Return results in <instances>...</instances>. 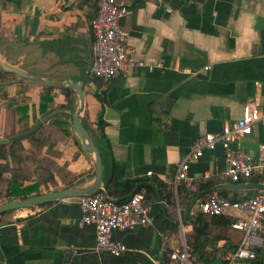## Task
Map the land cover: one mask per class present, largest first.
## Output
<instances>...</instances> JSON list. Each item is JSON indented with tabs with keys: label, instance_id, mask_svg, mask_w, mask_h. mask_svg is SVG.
Wrapping results in <instances>:
<instances>
[{
	"label": "crops",
	"instance_id": "crops-1",
	"mask_svg": "<svg viewBox=\"0 0 264 264\" xmlns=\"http://www.w3.org/2000/svg\"><path fill=\"white\" fill-rule=\"evenodd\" d=\"M118 1L130 9L120 26L135 57L144 62L128 74L102 79L86 73L93 0H0V55L47 78L82 81L81 121L103 157L100 189L118 200L107 191L111 180L117 188L132 185L130 192L140 187L136 192L151 206L153 225L114 230L113 237L127 247L115 256L95 247L92 225L80 224L77 196L11 210L0 214V264H169L172 242H186L187 235L192 264H225L227 253L239 244L241 231L208 217L206 232L195 241L198 204L214 192L233 200L249 197L262 189L226 184H264V176L232 182L224 174L218 144L189 166L188 175H207L196 191L174 187L173 177L204 133L219 132L239 118L245 102L264 105V0ZM161 60L162 66L156 65ZM0 80H11L0 85V138L10 139L0 143L7 145L0 157V191L12 178L23 185L37 182L43 193L90 184L94 159L72 129L75 93L73 110L62 108L66 97L53 87V100L42 114V85L10 72ZM58 120L66 125L59 127ZM37 122L34 141L30 135L11 140ZM259 144H264L262 121L231 146L264 155ZM187 207L191 222L184 221ZM225 215L233 221L246 216L233 210ZM251 241L255 257L243 264H264V234Z\"/></svg>",
	"mask_w": 264,
	"mask_h": 264
},
{
	"label": "built area",
	"instance_id": "built-area-1",
	"mask_svg": "<svg viewBox=\"0 0 264 264\" xmlns=\"http://www.w3.org/2000/svg\"><path fill=\"white\" fill-rule=\"evenodd\" d=\"M129 12L128 6L118 0L97 2L96 12L89 20L90 75L109 79L128 74L134 68L144 65L142 60L135 57L120 26V20ZM156 65L162 66V60ZM260 121L264 122V105L252 100L245 102L241 116L232 123L225 124L221 131L204 133L179 161L173 177L174 187L183 186L189 192L196 191L207 175L190 176L189 166L202 155L204 149H213L218 144L224 152V174L232 182L248 180L254 175L264 176L263 154L259 152L252 156L237 146H231L233 142H238L251 133L253 125ZM258 149L264 150V144H259ZM76 198L81 209L80 224L94 227L95 247L115 256L123 254L127 247L121 240L113 237L114 230H133L139 226H151L154 222L153 211L145 202L142 192H134L124 201L109 196L103 189ZM198 206L207 215H225L232 210L244 213L245 217L231 222V227L241 231L242 237L238 246L227 253L225 264H243L255 257L251 237L264 234V189L240 200L229 199L214 192L201 200ZM170 259L169 264H192L185 239L172 242Z\"/></svg>",
	"mask_w": 264,
	"mask_h": 264
},
{
	"label": "water",
	"instance_id": "water-1",
	"mask_svg": "<svg viewBox=\"0 0 264 264\" xmlns=\"http://www.w3.org/2000/svg\"><path fill=\"white\" fill-rule=\"evenodd\" d=\"M91 34V33H90ZM90 61H91V52H90ZM89 61V64H90ZM88 64V68H89ZM88 68L86 73H88ZM0 70L5 72H10L16 74L19 78L29 80L31 82L37 83L42 86H50L57 88H69L72 89L77 97L78 105L74 114L72 116V129L75 132L78 140L80 141L83 148L93 156L94 164H95V176L92 182L86 186L74 187V188H65L60 190H55L47 193L35 194L31 196H27L22 199L9 200L7 202L0 203V213L8 210H15L19 208L33 207L38 205H43L46 203H50L56 200L64 199L66 197L72 196H82L91 192H95L103 184V163L102 158L99 153V150L92 138L91 134L87 130V128L83 125L81 121V113L85 104V95L83 91V83L80 79L66 82L62 78L55 77H44L40 74H36L25 70L19 66L13 65L5 61L0 55ZM11 80H0V85L7 84ZM48 116H45L43 120H47ZM41 122H37L30 129L17 134L11 138L12 141L22 139L30 135L34 132L39 126ZM10 139L0 138V143H7ZM232 188L236 189H244V188H257L264 189L263 183H254V182H245V183H231L226 184ZM222 185L221 187H224Z\"/></svg>",
	"mask_w": 264,
	"mask_h": 264
},
{
	"label": "trees",
	"instance_id": "trees-1",
	"mask_svg": "<svg viewBox=\"0 0 264 264\" xmlns=\"http://www.w3.org/2000/svg\"><path fill=\"white\" fill-rule=\"evenodd\" d=\"M99 0H93V5H94V11L93 13H95L97 7L95 8V5L97 4ZM93 17V14L89 17L90 19ZM9 74V72H5V71H1L0 70V79L5 78L7 75ZM41 94H40V104H39V111L42 114H45L48 112V106L49 104L52 102L53 100V96L51 91L53 90V87L50 86H41ZM60 91L63 92V94L66 97V102L65 104L61 105L62 108H70L71 110H73V101H74V92L72 89L69 88H60ZM21 110H23V117L26 116V114H24V112H26V109L22 108ZM56 124L59 127H63L64 125H66L65 121L63 120H58L56 122ZM103 125H104V121L103 120H99V134L101 137H104L103 134ZM30 129L29 126H26L24 128V131ZM93 138V137H92ZM29 139H31V141L35 140V133L30 134ZM95 142V140H94ZM96 144V142H95ZM97 146V145H96ZM6 147L7 145H2L0 144V157H4L6 155ZM102 161H103V157L101 152L99 151ZM251 178V177H250ZM14 179V178H12ZM10 179L8 182V188L5 191H0V203L3 202H7L9 200H16V199H22L25 198L27 196H31V195H35V194H41L43 192H41L40 190H38V183L34 182L32 184H27V185H23L22 182L17 181V180H12ZM250 180H253L252 178ZM111 183H113V186H115V188L117 189V191L112 190L111 187L112 185H110ZM106 188L108 193L112 194V195H116V197H118L119 201H124L126 200L131 194H133L136 191L140 190V187L132 189V191L130 192V189L132 188V185H128V184H124L121 183L120 187H116V185L114 184V182L111 180L109 183L106 184ZM114 188V187H113ZM129 193L127 196L122 197L125 193ZM171 197V194H169ZM186 196H189L186 194ZM190 197L192 198V200L195 198L193 197V194L190 195ZM171 204H173V202H171ZM186 213H185V217H184V221H190L191 222V215L189 214V208H186ZM11 210L2 212L0 214L9 212ZM205 217L210 218V220L212 222L215 223H219L225 226H228L231 224V222L233 221V219L230 216H226V215H207L204 214L202 212L198 213L196 218L194 219V221L192 222L193 224V232H194V240H198L205 232H206V227H205ZM164 222V224L166 225V222L164 221V219L162 220ZM202 222L200 225L198 223ZM186 242L187 245H191V235L186 237ZM194 245V242H193ZM236 248V247H235ZM235 248H233L232 250H234Z\"/></svg>",
	"mask_w": 264,
	"mask_h": 264
}]
</instances>
